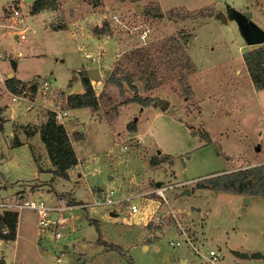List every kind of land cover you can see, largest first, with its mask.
I'll list each match as a JSON object with an SVG mask.
<instances>
[{"label": "rangeland", "instance_id": "obj_1", "mask_svg": "<svg viewBox=\"0 0 264 264\" xmlns=\"http://www.w3.org/2000/svg\"><path fill=\"white\" fill-rule=\"evenodd\" d=\"M158 1L165 9H161L156 0H55L53 8H45L52 11L48 26L64 25L66 29L50 30L47 20L43 19L45 11L35 15L28 12L31 0H0V65L6 67L16 53L22 55L17 75L28 77L37 73L27 82L42 85L39 90L45 91V99L53 102L52 107L43 108L44 114L53 107L59 110V105L68 108L62 105V93L82 90L78 69L83 71L98 64L101 75L100 79L88 77L94 93L99 96L96 109L70 108L68 115L57 117L72 135L70 143L79 165H73L67 177H59L55 185L44 179L32 184L13 183L18 186L10 194L8 189L0 191L1 199H12L20 193L28 196V192L40 189L41 194L32 195L39 196L45 204L70 205L60 210V215L67 220L56 228L59 237L54 238L55 229L38 226L33 210H9L16 214L15 231L18 214V226L14 242L0 238V258L3 259L0 264H185L178 256H193L197 262L193 264H206L185 242L169 245V238L180 236L167 230L164 224L157 225L151 220V214L160 215L168 209L175 212L193 244L204 255L210 248L219 252L213 263L202 257L209 264H219L218 261L220 264H264V196L212 192L215 190L194 185L197 177L244 168L247 161L264 158V125L256 124L254 110L244 109L242 113L214 119L208 124L214 138L206 141L199 133L207 130V122L202 116L205 125L203 122L201 125L196 104L205 102L209 106L210 102L237 100L236 95L231 98L228 93V85L236 81L230 79L231 75L223 79L218 67L236 62L239 66L235 68L241 71V77L246 76L240 52L245 46L253 48L264 41L246 43L235 20L229 17V8L241 14L250 12L249 19L264 30V0ZM12 8H17L19 15L12 16ZM196 8L201 15L172 16ZM158 11L161 15H157ZM112 14L117 15L118 21L110 18ZM102 20L107 21L110 28L109 35L100 34L105 40L85 33L96 34L92 27L100 25ZM20 28L24 29L25 38L16 41L12 33ZM143 28L146 32L141 39L138 33ZM170 37L180 43L190 61L169 60L172 53L162 49L161 44L166 46ZM84 51L98 55L96 60L84 57ZM135 51L139 54H134ZM211 63L219 66L204 70ZM115 64L118 70L114 76L128 73L134 77L132 83L137 93L150 96L152 101L145 106L125 102L133 94L125 81L122 80L121 88L106 81ZM144 69L153 72L152 75L143 74ZM46 79H51V86L43 84ZM21 85L17 84L15 90L8 89L12 94L17 93V97H12L5 88L8 100L17 102L11 114L4 109L0 116V173L11 182H15V178L31 179L34 170L23 150L10 144L11 130L15 133L30 131L33 127L30 121L29 124L22 122L37 114V108L29 111L25 108L27 104H37ZM249 94L241 96L242 100L237 102H252ZM165 101L167 106L162 108ZM129 122L134 123L132 131L127 128ZM217 133L221 135L220 141ZM77 134L80 138H75ZM218 142L231 158L222 155ZM261 143L263 148L258 153L255 148ZM164 154L170 157L155 165L149 164L152 157L160 159ZM10 158L17 159L20 167L9 161L5 163ZM262 169L264 187L263 164ZM81 171L85 174L81 175ZM180 181L183 184L174 185ZM161 185H173L163 190L164 199L154 191ZM184 188H188V192ZM89 189L115 197L133 195L139 212L129 215L120 205L81 207L68 203L71 198L81 203L90 201ZM109 210L115 214L109 215ZM55 216L50 214V217ZM164 216L166 214L163 219H168ZM89 218L96 220L101 238L117 244L122 253L95 242L97 230ZM170 222L167 221L168 225L172 224ZM235 250L248 256L238 257ZM255 252L262 255L254 257ZM56 256L60 258L58 262Z\"/></svg>", "mask_w": 264, "mask_h": 264}, {"label": "trees", "instance_id": "obj_2", "mask_svg": "<svg viewBox=\"0 0 264 264\" xmlns=\"http://www.w3.org/2000/svg\"><path fill=\"white\" fill-rule=\"evenodd\" d=\"M55 6V0H31L29 12L34 13L43 8H53ZM169 10V9H168ZM157 15H161L157 12ZM201 15L200 9L185 10V13L180 15L174 13L173 18H185L194 17ZM211 14L209 13L208 16ZM168 18H171L167 14ZM109 25L107 21L102 20L100 25H95L92 27V31L96 34L109 35ZM169 43L165 46L164 43L161 44V48L171 52L172 56L169 60L176 61L183 59L185 61H190L188 55L181 47L180 43L174 38L170 37ZM167 48V49H166ZM134 54H139L136 51ZM243 63L247 69L249 78L253 84L254 89L264 88V43L254 46L248 50H245L241 54ZM118 70V64H115L111 72L106 78V81L110 84L122 87V80L125 81L128 88L133 90V94L130 98L125 100L137 102L140 105H147L152 98L150 96H141L137 93L135 85L132 83L133 78L128 73H123L121 76H114V73ZM146 76H151L153 72L148 69L141 70ZM78 77L82 84V92H73L63 94L62 105L65 107H88L91 110L96 109L98 106V94L96 95L90 85V80L84 71L78 72ZM4 83L10 90H15L17 84H23L22 81L9 76L5 78ZM22 87V85L20 86ZM128 130H134V123L129 122L127 125ZM39 138L42 141L47 157L52 169L50 170L52 175H57L62 178L67 177V168L72 166L76 162V156L71 147V136L68 134L63 126V124L54 116V112L50 111L45 120L40 124L38 129ZM199 135L206 141H209L207 133L200 132ZM75 138H80V135H76ZM170 157L169 154H164L162 158L152 157L149 161L150 165H155L157 162L166 160ZM262 165L256 164L252 166H247L244 168H239L235 170H228L223 172H214L212 174L200 177L194 181L195 187L198 188H208L212 190H219L225 192H235V193H250L264 196V187L262 185ZM68 203L79 204L78 200L71 198ZM15 212L14 211H3L0 213V238L5 240L14 239L15 235ZM89 222H93L95 229L97 230V238L95 242L106 246L109 249L120 248L117 244L106 242L100 236V231L97 226V222L93 218L88 219ZM4 229V232L2 230ZM121 252V251H120ZM122 253V252H121ZM129 260V258H128Z\"/></svg>", "mask_w": 264, "mask_h": 264}, {"label": "crops", "instance_id": "obj_3", "mask_svg": "<svg viewBox=\"0 0 264 264\" xmlns=\"http://www.w3.org/2000/svg\"><path fill=\"white\" fill-rule=\"evenodd\" d=\"M156 1L159 4V1L158 0H156ZM159 7H161V9H165L160 4H159ZM44 11H45V13H44ZM40 12L41 13L43 12L44 15L46 16V17H43V19L47 20L46 26L48 27V29H50V30L66 29L64 25H61L60 27H59V25H57V26L54 25L53 28H50L48 26V21H49L48 20L49 19L48 16L52 13V11L49 10V9L43 8V9H40L39 11H37V12L31 13V15H35V14H38ZM85 33H89L91 35H94V36H96V38H101L103 40L106 39V38L100 36V34H92L90 31L89 32H85ZM115 45H116V47H115V53H116V49H118V45H117V43ZM247 48H250V46H245V49H247ZM244 50H242V51H244ZM242 51L240 52V54L242 53ZM101 53H102V51H101ZM115 53H114V55H115ZM17 54L18 53H16V55L13 56L15 59H12V62L10 64H7L6 67H3V66L0 65V116H1V111H3L4 109L7 110L9 112V114H11L12 111H13L15 102H17V101L10 102L8 100V96H7L6 91H5V88H7V90L9 89L6 86V84L4 83L5 78H7L9 76H13L14 78L22 81V83L24 84V86H22L23 89L25 88V91L29 92V95L31 96L30 98L33 99V102H36V104H37L35 106L34 105L29 106V104H27L25 101H23V102H25L27 104L25 106V108L28 109V111L29 110H35V108H37L36 109V113L37 114H36V117H33L31 120H26V121L22 122L24 124V123H28V121H30L29 122L30 125L33 126L30 131H26L25 132L26 134L23 131H21V133H17V132L15 133V131L11 130L10 144H11V146H17V148H19L20 150H23L24 157L29 160L31 168H33L34 170L32 172V178L31 179H18V178H15L13 180L15 182H11V180H8L6 178L7 176L5 174L0 173V181H1V183H0V187H1L0 191H5V190L8 189L9 190L8 194H10L12 192V189L14 187L18 186V185H12L13 183L32 184L34 182H38V181H41V180L45 179L47 181L51 180V184L55 185V183L58 182V178H59V176H57V175H52V173L50 171L52 169V165L49 162V159L47 157L46 151L43 152V149L45 150V148H44V145H43L42 141L40 140L39 134H38V126L40 125L41 122L44 121V119L46 118V115H47L46 112L44 114V111H46L44 109H46V107H52V106H50V103H53V102H50L49 100L45 99V93H46L45 91H40L39 90V88L41 89V87H43L42 85L36 86V84H34V82H31L33 84H30L29 82H27V81L31 80V76L32 75L37 74V73H32L28 77H20V76L17 75V73H18V63H19V61L21 59V56H22L21 54H18V55ZM114 55L111 57V60L114 59ZM224 61L225 60H223L222 62H224ZM216 65H217L216 63L208 64V65H206L204 70H208V69L209 70H211V69L214 70L215 67L219 66V65H217V66ZM237 65H238V63H236V62L235 63L234 62H227V63L221 64L220 68L218 67L219 72H221V74H223V79H227V77L229 78V76L231 75L232 77H230V79L233 78V80L236 81L235 83L232 82L231 86L228 85V93H230V97L234 98V95L237 96V100L234 99L235 102H230V103H227V102H223V103L222 102H210L209 106H207L205 104V102H198V101L196 102V104L198 106V112H199V115L201 117L200 118L201 119V121H200L201 125H202V122L204 123V125H205V122H207V124L205 125V128L207 130L206 131L204 130V131L207 133V135H208L210 140H213L214 136L211 135V131H210V128H209L208 124H211L213 122V120L218 118V117L230 116V114L234 115L237 112H241V111L243 112L244 109H246V110L249 109V111L254 110V112L257 114V116H255L256 121H257L256 124H259V127H260V125L261 126L264 125V88L254 89L253 84H252V82H251V80L249 78V75H248V72H247V69H246L245 65H244V68H245L246 76L243 75L242 77L240 75L241 71L239 69L235 68V66H237ZM98 66H99L98 64H97V66H89V67L84 68L83 71L86 72V70H88L89 68H94V67L98 69ZM220 69H221V71H220ZM80 70H82V69H78L77 73ZM222 71H225V72H222ZM2 73H4V74H2ZM225 74L227 76L224 78ZM3 77H4V81H3ZM50 80L51 79H49V80L46 79V83H47L48 86H51L50 85V83H51ZM241 82H243V83H241ZM27 85L29 86V88H27L28 87ZM82 90H83V87H82ZM82 90H76L75 92H82ZM241 90H243V92ZM246 92H248V93H246ZM67 93H70V92H67ZM67 93H63V94H67ZM71 93H73V92H71ZM248 94L250 95V100L252 102H237L239 99L242 98L241 96L248 95ZM225 103H227V106H225ZM38 105H40V106H38ZM220 105H222V106H220ZM231 106H232V108H231ZM70 108H75V109H77V111H79L78 109L80 107L64 108V107H61L59 105V110L62 112L64 117L66 115H68V112H69ZM52 109H54V107ZM206 110L208 112L205 113ZM202 116L204 117V119H205L204 121L205 122L202 120ZM258 116H259V118H258ZM74 117H76V116H74ZM258 121H259V123H258ZM260 121H261V124H260ZM34 123H36V124H34ZM216 135L218 136V140L220 141L221 135L219 136L218 133ZM218 143L220 145V151H221L222 155L225 156L226 158H231V155L227 154L225 150L221 149L222 148L221 143L220 142H218ZM262 148H263V145L261 143L259 145V147L255 148V149L257 150L258 153H260L262 151ZM74 152H75V150H74ZM38 156H39V160L37 159ZM1 160H2V158H0V161ZM8 161L11 163V165L13 164L17 168L20 167L17 159H12V158L6 159L5 163L8 162ZM256 164H261V165L263 164L264 165V158H262V159H260L258 161H254V162L247 161L246 167L247 166L256 165ZM198 178L199 177H197V179ZM157 181L158 180H156L155 183ZM69 189H70L69 191H72V187H70ZM35 192H38L39 194H41L42 190L37 189V190H34L32 192H28L27 195L30 196V197L40 198L39 196L32 195ZM212 192H219V190L218 191L215 190V191H212ZM59 201H60V199H59ZM56 202H58V200ZM108 213H109V215L115 214L111 210H109ZM207 213H208V210H205V214H207ZM17 226H18V214H17ZM17 226H16V231H17ZM16 231H15V236H16ZM9 241H13L14 242L13 239L9 240ZM237 250H239V249H237ZM261 255L262 254L260 253V256ZM236 256H238V255H236ZM202 257H204V256H201V257L199 256V260H201L202 262H204L206 264H209ZM238 257H240V256H238ZM254 257H256V256H254ZM242 258H245V257H242ZM178 259L181 262L184 261L185 264H193V263L196 262V260L193 258V256H185V257H179L178 256ZM218 263L220 264L221 262L218 261Z\"/></svg>", "mask_w": 264, "mask_h": 264}, {"label": "built area", "instance_id": "obj_4", "mask_svg": "<svg viewBox=\"0 0 264 264\" xmlns=\"http://www.w3.org/2000/svg\"><path fill=\"white\" fill-rule=\"evenodd\" d=\"M11 15L15 16V15H19V10L17 8H12L11 10ZM111 19H114L115 21H118L117 19V15L116 14H112L110 16ZM109 25V24H108ZM146 30L143 28L139 31L138 35L141 39L144 38V34H145ZM12 37L14 38V40L16 41H20L23 40L25 38V32L23 28H20V30H14L12 33ZM84 57L89 58L90 60H96V56L90 54V52H83ZM0 57H2V50H0ZM43 84H46V81H43ZM9 94H11L12 97H17V93L12 94L9 91ZM23 98L22 95H19V98ZM52 112H54V116L57 117H61L63 114L60 110L57 109H52ZM77 165H79V160L77 157V161L76 163ZM73 164V165H75ZM72 166H69L67 168V172H69L70 169H72ZM84 175L85 173L83 171H81V175ZM183 184V181L180 182H176L174 185H180ZM173 186V185H172ZM170 185H166V186H157L155 188V193L162 197L164 199V195H163V190L165 189V187H172ZM90 192V196H91V200L90 201H85V202H80L79 204H77L76 206H114V205H120L122 206L126 212L129 215H135L139 212V208L136 205V203L133 202L132 198L134 197L133 195H123L120 197H115V196H111L108 193L105 194H101L102 192H97L94 193L91 189H89ZM99 194V195H98ZM70 205H47L44 203V201L40 198H36V197H30V196H26V195H15L13 196L12 199H1L0 198V210H4V211H9L12 209H22V208H29L31 210H33L36 214L37 217V224L40 228L42 229H55L53 232V236L54 238H58L59 237V233L57 231V227H60L66 220L67 217L61 216L60 215V210H62L63 208H70ZM113 210V209H111ZM54 213L56 216L55 217H50V214ZM165 218L168 219H163V215ZM153 215V218H151V220L159 225V224H164L167 228V230L169 231H173L176 232L177 235H179L180 237H176V238H169L167 240L168 244L171 246H177L179 245L181 242H185L187 245H189L192 250L199 256H204L205 259L209 262V263H213L214 261L217 260V257L219 256V252L217 250H214L212 248L207 250L206 255H204L194 244H193V240L190 239V237L188 236L185 227L182 225L183 223L180 221V219L175 215V212H173L171 209H168L167 211H165V213H162L160 215L157 214H151V216ZM150 216V217H151ZM150 219V218H149ZM167 221H171L170 225H168ZM2 232H4V229L2 230ZM59 256H56L55 260L56 262L59 261Z\"/></svg>", "mask_w": 264, "mask_h": 264}, {"label": "water", "instance_id": "obj_5", "mask_svg": "<svg viewBox=\"0 0 264 264\" xmlns=\"http://www.w3.org/2000/svg\"><path fill=\"white\" fill-rule=\"evenodd\" d=\"M30 1V0H29ZM229 17L233 18L244 38L246 43L248 44H259L264 41V30H262L258 25H256L253 21L249 19L250 12H246L241 14L237 11H232ZM223 19L225 17L222 16ZM86 74L89 78L100 79V73L97 68H89L86 70ZM167 102L165 101L162 104V108H166ZM158 184V181L156 182ZM185 192H188V188H184ZM234 253L240 257H246L247 254L245 252L235 250ZM253 256L259 257L260 253L255 252L252 254ZM0 262L3 263V259L0 258Z\"/></svg>", "mask_w": 264, "mask_h": 264}, {"label": "flooded vegetation", "instance_id": "obj_6", "mask_svg": "<svg viewBox=\"0 0 264 264\" xmlns=\"http://www.w3.org/2000/svg\"><path fill=\"white\" fill-rule=\"evenodd\" d=\"M232 11H234L233 9L229 8V14L231 15V13H233Z\"/></svg>", "mask_w": 264, "mask_h": 264}]
</instances>
